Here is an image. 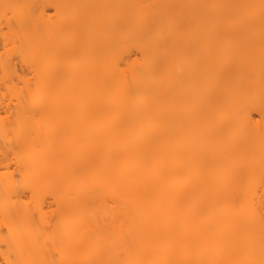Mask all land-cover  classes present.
<instances>
[{
  "label": "bare ground",
  "instance_id": "6f19581e",
  "mask_svg": "<svg viewBox=\"0 0 264 264\" xmlns=\"http://www.w3.org/2000/svg\"><path fill=\"white\" fill-rule=\"evenodd\" d=\"M0 34V264H264V0H0Z\"/></svg>",
  "mask_w": 264,
  "mask_h": 264
},
{
  "label": "rangeland",
  "instance_id": "374dc122",
  "mask_svg": "<svg viewBox=\"0 0 264 264\" xmlns=\"http://www.w3.org/2000/svg\"><path fill=\"white\" fill-rule=\"evenodd\" d=\"M47 11L51 12L52 9H48ZM2 28L5 29V26H2ZM2 50H3V41H2L1 34H0V52ZM11 62L19 74L26 72L25 66L22 65L18 59L13 57ZM13 85L21 86L22 83H0V115L1 116H5L6 110L8 109V107L13 105L14 98L10 94V89ZM4 147H5V144L0 139V178H3L4 175H7L8 178H10L9 176L10 172L13 171V163H11L12 161L6 160L1 164L2 159L7 157V155L3 151ZM5 162H10V164L7 167H5L4 166ZM22 200L26 202L30 201L29 206L32 207L31 197L29 193H25L22 197ZM41 215L44 217L46 221L44 228L47 232L50 233L52 231L53 223L56 217V205L54 203V198L50 191H46L42 197ZM33 218L36 222L40 218V214L36 210L33 211ZM0 228H2L1 222H0Z\"/></svg>",
  "mask_w": 264,
  "mask_h": 264
}]
</instances>
